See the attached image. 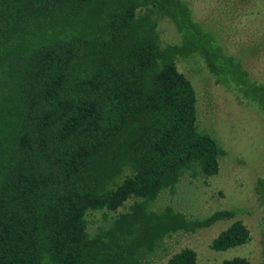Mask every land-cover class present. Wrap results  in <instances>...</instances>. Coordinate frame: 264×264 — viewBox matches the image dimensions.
<instances>
[{"label": "trees", "instance_id": "16d2710c", "mask_svg": "<svg viewBox=\"0 0 264 264\" xmlns=\"http://www.w3.org/2000/svg\"><path fill=\"white\" fill-rule=\"evenodd\" d=\"M161 18L176 42L162 41ZM179 58L203 67L264 124V82L185 0H0V264H154L167 237L235 216L150 208L184 176L216 175L226 153L198 128ZM255 194L264 264V157ZM128 200L91 224L93 212ZM248 240L235 219L210 247ZM166 264H197V254L184 247Z\"/></svg>", "mask_w": 264, "mask_h": 264}, {"label": "rangeland", "instance_id": "374dc122", "mask_svg": "<svg viewBox=\"0 0 264 264\" xmlns=\"http://www.w3.org/2000/svg\"><path fill=\"white\" fill-rule=\"evenodd\" d=\"M194 18L219 41L222 47L239 58L251 78L264 82V0H185ZM163 42H176L177 34L167 18L158 21ZM177 68L192 82L196 92L197 124L224 148L219 171L211 177L184 176L173 191L163 190L151 202L159 210L171 204L177 210L204 216L218 209H236L232 219L218 221L194 233H177L162 242L153 258L154 264H166L170 254L184 247L197 254V264H221L235 256L250 264H260L261 240L258 220L261 207L255 194V182L262 172L264 124L254 111L192 60L179 58ZM128 200L117 211H95L92 225L125 211ZM241 220L249 230V240L224 251L213 250L211 241L231 221Z\"/></svg>", "mask_w": 264, "mask_h": 264}]
</instances>
